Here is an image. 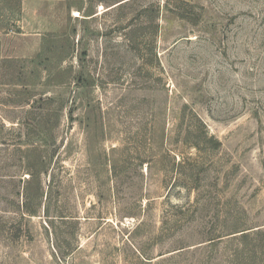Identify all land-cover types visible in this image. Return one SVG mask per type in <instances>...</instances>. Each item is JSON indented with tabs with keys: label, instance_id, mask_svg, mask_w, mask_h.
Wrapping results in <instances>:
<instances>
[{
	"label": "rangeland",
	"instance_id": "obj_1",
	"mask_svg": "<svg viewBox=\"0 0 264 264\" xmlns=\"http://www.w3.org/2000/svg\"><path fill=\"white\" fill-rule=\"evenodd\" d=\"M257 229L264 0H0V264H264Z\"/></svg>",
	"mask_w": 264,
	"mask_h": 264
},
{
	"label": "trees",
	"instance_id": "obj_2",
	"mask_svg": "<svg viewBox=\"0 0 264 264\" xmlns=\"http://www.w3.org/2000/svg\"><path fill=\"white\" fill-rule=\"evenodd\" d=\"M249 234H251L249 236L264 235V229H257V230L250 232ZM241 236H247V233H243V234H241Z\"/></svg>",
	"mask_w": 264,
	"mask_h": 264
}]
</instances>
